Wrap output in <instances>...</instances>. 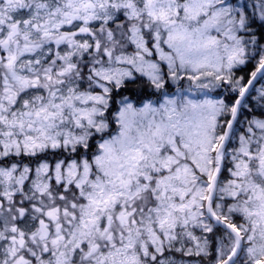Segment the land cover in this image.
<instances>
[{"label":"snow or ice","instance_id":"1","mask_svg":"<svg viewBox=\"0 0 264 264\" xmlns=\"http://www.w3.org/2000/svg\"><path fill=\"white\" fill-rule=\"evenodd\" d=\"M0 264H264V0H0Z\"/></svg>","mask_w":264,"mask_h":264}]
</instances>
